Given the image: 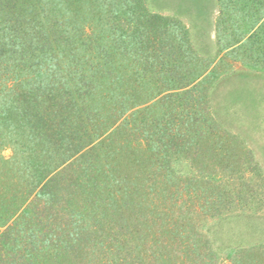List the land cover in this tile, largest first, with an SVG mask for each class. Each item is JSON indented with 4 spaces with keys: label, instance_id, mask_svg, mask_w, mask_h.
I'll return each mask as SVG.
<instances>
[{
    "label": "trees",
    "instance_id": "1",
    "mask_svg": "<svg viewBox=\"0 0 264 264\" xmlns=\"http://www.w3.org/2000/svg\"><path fill=\"white\" fill-rule=\"evenodd\" d=\"M79 1L0 0V145H11L15 155L13 161L0 159V174L8 164L13 166L9 178L0 183V194H9L0 196V264H217L218 255L208 246L209 239L201 231L204 227L198 226L197 221L223 218L229 213L232 203L228 192L212 188L219 179L208 174L195 178L200 189H213L212 205L203 210L207 215H196L190 220L194 215L189 206L169 203L168 211L161 207L158 214L155 212L156 219L161 218V227L158 236L149 237L140 222H132L120 212L138 192L130 188L132 175L109 168L108 160L97 152L101 142L98 137L90 134L77 139L79 126L74 131L71 124L86 110L77 102L83 105L82 97H91L93 79L97 81L95 88L102 87L109 97L117 94L110 74L89 69L92 62L84 57L93 47L100 50L98 54L103 53L102 69L109 58L116 56L110 68L117 71L120 87L133 80L139 83V92H135L131 106L127 104L129 109L144 102L142 95L150 99L172 91L158 100H162L161 107L155 110L171 111L165 104L167 98L170 101L178 91L187 93L185 88L195 78L165 74L156 81L152 70L159 66L163 71L170 69L175 64L173 58L184 53L186 41L176 47L173 38L181 35L185 40L184 29L167 18L146 12L143 0H85L81 5L90 16L89 21H95L98 29L107 30L105 41L111 40L109 47L113 51L109 54L105 41L93 47L88 42L78 43L80 35L74 34L72 26ZM232 1L219 2L224 7L231 6ZM239 1L240 7H220L217 26L220 33H225V13L232 15L235 10L241 16L236 22L242 25L234 33L240 40L249 34L242 42L246 44L251 37H259L258 33H250L252 26L264 17V0ZM171 27L179 34L164 35ZM126 70L133 71L130 78L125 75ZM87 73L95 77L92 79ZM64 77L67 78L63 80ZM116 105V109L124 108L123 103ZM144 110L147 107L130 112L132 125L123 124L119 138L120 130L112 133L117 136L115 154L121 152L133 166L135 156L125 151L131 149L136 154L140 149L138 143L127 147L137 133L145 134L152 150L155 142L160 144L162 148L158 149L164 150L160 160L177 145L174 137L170 138L173 120L165 123L145 118ZM145 119L150 122V134ZM124 131L129 132V139L125 136L128 141ZM118 142L124 147L119 148ZM225 257V264H264V246L232 250Z\"/></svg>",
    "mask_w": 264,
    "mask_h": 264
},
{
    "label": "rangeland",
    "instance_id": "2",
    "mask_svg": "<svg viewBox=\"0 0 264 264\" xmlns=\"http://www.w3.org/2000/svg\"><path fill=\"white\" fill-rule=\"evenodd\" d=\"M84 1H79L75 8V26L72 27L75 30L74 34L80 35L78 43L88 42L89 46L93 47L96 43L105 41L107 30H100L96 27L95 21L94 23L89 21L90 16L84 12L81 5ZM219 1L221 2V0H143L146 12L169 19L186 33L185 40L181 35L178 38L173 37L176 47L186 41L182 47L184 53L178 58H173L175 64H171L172 67L168 70H160V66L152 70L156 81L165 74L174 78L178 76L195 78L194 83L185 88L187 93L178 91L170 101L168 98L166 101L163 99L171 111L164 113L162 110L160 113L155 110L161 107L162 100L160 102L158 100L166 94H173L172 91L162 92L150 99L142 95V99L145 100L137 105L138 108L147 107V110L142 112L145 118H156L165 123L170 118L173 120L174 125L171 124L169 130L174 135L170 133V138L174 137L177 145L176 149L173 147L165 152L167 157H164V160L169 161L168 165L164 164L166 163L164 160H160L164 153V150H159L162 148L160 144L155 142L153 143L156 145L155 149H150L145 134L137 133L136 138L134 136L131 142L129 141L128 148L138 143L140 149L136 154L131 149L127 151L123 149L127 155L132 153V156H135L134 166L121 152L115 154L117 136L114 134L112 136V133L115 129L120 130L119 138L123 134L121 128L124 125L127 127L132 125L129 114L138 108L129 109L128 105L131 106L134 94L140 87L139 83L133 82L134 80L129 85L122 84L120 87V83L116 81L117 71L110 68L116 60L115 55L113 59L109 58L104 69L103 53L98 54L100 50L93 47L89 55L84 57L92 62L89 67L92 72L110 74L109 80L113 82L112 87L116 86L117 94L112 98L104 93L102 87L95 88L97 86V81L93 79L95 76L87 73L94 80L91 88L93 94L91 93V97L88 95L82 97L83 105L80 101L77 102L78 107L83 106L87 113L86 110L81 112L82 116L71 124H74V131L79 129L77 139H85L90 134L92 137H98L97 140L101 142L97 152L108 160L109 168H119L122 172L132 175L133 184L130 188L132 190L136 188L138 192L133 199L126 201L120 212H124V216L132 222H140L144 231H148L149 237L158 236L161 218L156 219L158 214L156 211L161 210V207L168 211L169 203H175L177 206L187 205L194 215L190 220H194L196 215L200 217L207 215L203 210L204 207L209 208L212 205L214 197L211 195L212 188L215 191L217 188L227 191L232 203L229 213L223 218L197 221L198 226L204 227L201 231L209 239L208 246L215 255H218L217 264H225L228 261L225 255L232 250L264 246V26L261 25L264 17L251 28L250 35L258 33L259 37H251L246 44L242 43L249 34L244 40H240L234 33L236 30L239 31L242 25L236 22L238 15L239 18L241 16L235 10L232 15L225 13L223 20L227 21L225 27L228 28L225 33H220V27L217 26V22L220 21L218 20L220 7L224 8L226 5L222 7ZM240 3L239 0H234L231 6L228 4L226 7L234 5L240 7ZM249 10L248 6L247 11ZM255 12L256 10H253V13ZM167 32L173 36L179 34L175 27L166 29L164 35ZM105 43L106 51L113 54L112 47H109L111 40ZM225 46L229 47L224 49ZM170 61L172 62L171 59ZM158 64L159 62L156 65ZM132 72L126 70L125 75L130 78ZM10 83L8 81V84ZM117 103L121 105L123 103L124 108L116 109ZM154 103L153 108H148ZM146 122L144 124H147L145 127L150 134L151 129L148 125L150 122L149 120ZM126 132L124 131V137L129 139V132ZM118 146L124 147L122 142H118ZM14 158V149L11 145H0L1 160L13 161ZM3 169L0 183L9 178L13 166L8 164V167ZM206 174L220 180L212 185L210 190L200 189L195 181L196 177ZM241 194L243 196H240ZM1 195L9 194L5 192ZM8 208L11 209L10 205ZM153 220L155 222L152 224ZM262 259L264 260L263 257Z\"/></svg>",
    "mask_w": 264,
    "mask_h": 264
}]
</instances>
